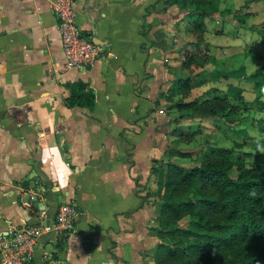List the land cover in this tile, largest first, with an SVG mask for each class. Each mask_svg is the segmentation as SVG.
<instances>
[{
	"label": "crops",
	"instance_id": "obj_1",
	"mask_svg": "<svg viewBox=\"0 0 264 264\" xmlns=\"http://www.w3.org/2000/svg\"><path fill=\"white\" fill-rule=\"evenodd\" d=\"M52 2L0 0V233L50 224L72 202L75 230L41 235L34 264H155L156 171L215 148L264 162V87L252 80L264 77V0H216L210 13L182 0H76L77 26L102 51L84 70L66 68ZM184 79L188 90H174ZM77 85L90 108L71 105ZM212 90L236 120L177 107ZM53 143L67 182L42 156Z\"/></svg>",
	"mask_w": 264,
	"mask_h": 264
},
{
	"label": "trees",
	"instance_id": "obj_2",
	"mask_svg": "<svg viewBox=\"0 0 264 264\" xmlns=\"http://www.w3.org/2000/svg\"><path fill=\"white\" fill-rule=\"evenodd\" d=\"M182 1L193 4L199 13L215 11L216 0ZM252 80L259 93L264 77L256 73ZM173 88L186 92L188 79L177 81ZM83 89V85L72 89L70 103L90 108L92 98ZM177 107L190 109L191 116L221 117L228 123L231 117L233 121L239 117L228 96H217L214 90ZM172 154L188 156L178 151ZM247 157L215 148L195 159L192 167L168 163L156 171L163 193L155 264H264V162ZM183 219H187L186 226L180 223Z\"/></svg>",
	"mask_w": 264,
	"mask_h": 264
},
{
	"label": "built area",
	"instance_id": "obj_3",
	"mask_svg": "<svg viewBox=\"0 0 264 264\" xmlns=\"http://www.w3.org/2000/svg\"><path fill=\"white\" fill-rule=\"evenodd\" d=\"M75 5L76 0H53L52 10L61 38L66 68L84 70L100 58L102 51L77 26ZM26 207L30 210L36 209L30 203ZM37 213V217L43 220L44 213ZM79 214L75 203L65 202L57 207L54 221L50 224L11 225L8 231L0 233V264H34V252L39 237L51 231L59 235L71 234L75 230Z\"/></svg>",
	"mask_w": 264,
	"mask_h": 264
},
{
	"label": "clouds",
	"instance_id": "obj_4",
	"mask_svg": "<svg viewBox=\"0 0 264 264\" xmlns=\"http://www.w3.org/2000/svg\"><path fill=\"white\" fill-rule=\"evenodd\" d=\"M264 148V145L257 144V149ZM42 156L50 163L52 171L50 176L53 180L58 183L67 182L71 177L72 167L68 161L63 157L60 148L57 144H49L42 149ZM253 195L255 192L252 193ZM108 264H114V261L109 260Z\"/></svg>",
	"mask_w": 264,
	"mask_h": 264
},
{
	"label": "rangeland",
	"instance_id": "obj_5",
	"mask_svg": "<svg viewBox=\"0 0 264 264\" xmlns=\"http://www.w3.org/2000/svg\"><path fill=\"white\" fill-rule=\"evenodd\" d=\"M214 118V117H213ZM227 123V122H226ZM200 142H202V140L200 141ZM241 144V143H240ZM233 150V149H232ZM179 162H182V161H180V160H178ZM192 163V162H191ZM192 165V164H191ZM181 225H183V226H186V223H187V219H183L181 222Z\"/></svg>",
	"mask_w": 264,
	"mask_h": 264
}]
</instances>
